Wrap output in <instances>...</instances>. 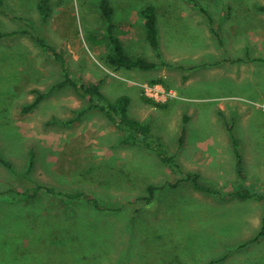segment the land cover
Instances as JSON below:
<instances>
[{
    "label": "rangeland",
    "instance_id": "rangeland-1",
    "mask_svg": "<svg viewBox=\"0 0 264 264\" xmlns=\"http://www.w3.org/2000/svg\"><path fill=\"white\" fill-rule=\"evenodd\" d=\"M99 2L50 0V17L41 23L38 0H3L0 32L29 34L0 40V160L9 165L0 162V264H264V235L253 240L264 197L231 195L242 187L264 194V12L258 9L264 0H194L204 12L188 0H108L116 35L122 41L126 33L138 37L141 48L151 49L138 27L147 5L156 14L210 13L206 25L221 62L243 57L247 46L252 61L245 70L237 68V82L219 73L187 90L194 100L190 115L178 83L162 79L161 68L131 76L107 64L109 48L94 41L104 36ZM243 13H252L250 22L240 18ZM170 33L191 39L182 26ZM32 36L63 55L73 79L101 81L109 101L134 85L140 95L129 116L149 127L153 148L120 144L123 132L99 112L84 114L74 125L56 122L76 117L87 99L69 86L50 90L63 79L62 69ZM125 42L129 51L138 48ZM154 80L172 91L164 108L143 100L144 85ZM36 91L48 94L23 113ZM190 120L196 125L186 137ZM228 126L246 162L243 180L235 172ZM184 141L189 157L179 153ZM157 145L180 171L198 175V185L214 192L181 181L180 173L161 162ZM216 162L220 167L212 176L207 169ZM37 185L59 194L42 191L28 199L26 192ZM149 185L157 187L151 198Z\"/></svg>",
    "mask_w": 264,
    "mask_h": 264
},
{
    "label": "trees",
    "instance_id": "trees-1",
    "mask_svg": "<svg viewBox=\"0 0 264 264\" xmlns=\"http://www.w3.org/2000/svg\"><path fill=\"white\" fill-rule=\"evenodd\" d=\"M193 4V6L198 7L201 11H205L203 8H200L194 0H188ZM50 0H38L36 9L38 11L39 19L41 23H46L48 18L51 14V8H50ZM3 0H0V11L1 13H5L3 10ZM258 9L262 12H264V6H258ZM99 10L101 14V18L103 21V39L101 41L94 40V37H92V40H94L98 44H104L107 48H109V53L107 54V64L114 68V69H123V70H139V71H150L156 67V63L150 60H147L142 57H133L126 53L122 41L118 38L116 35L114 24H113V9L110 6V3L108 0H100L99 2ZM144 19V27H145V38L147 43L149 44L150 48L156 52V54L159 56L158 53V32H157V25H156V17H155V9L152 5L145 6L140 13ZM31 28V24L29 25ZM19 34H29V32L25 29L20 31H11V32H0V40L5 37H10L14 35ZM38 43V45L42 48V50L50 56L54 61L58 62L60 64V67L62 69L63 79L59 81L58 83L54 84L50 90H53L55 88H63L65 86H69L74 93H76L78 96L82 98L87 99V104L83 106V108L78 112L77 116L66 120V121H57L58 123L62 125H74L80 122L83 115L88 112H99L103 114V116L107 119V121L113 125L116 129L123 132V135L119 139L120 144L122 145H136L139 143H142L147 148H153L152 139L149 133V127L138 121L137 119H134L129 116L128 113V106L130 104V98L127 95H120L113 101H109L107 97L102 93L100 90L101 87V81L96 82H88V81H78L73 79L70 76V73L68 71V68L66 66V59L63 57V55L56 51L54 48H52L43 38L41 37H34L32 36ZM157 82H161L160 80H154L151 81L150 84H155ZM36 97L27 106L22 108L23 113H28L32 111L48 94L42 93L36 91ZM144 102L147 104H150L157 108H164V103L155 102L149 98L144 97ZM228 132L230 133V139L231 144L233 147V153L235 156V172L239 179H244V173L242 169V160H241V154L238 150V141L237 138L233 135L231 132L230 126L227 127ZM150 140V141H149ZM158 156L161 160V162L165 163L169 169L172 170L174 173H180L182 175L181 181H190L191 185L196 190L205 191L208 193L214 192L211 189L203 188L198 185L197 177L198 175L195 174H189L183 171H180L179 165L175 162L173 156H167L165 152H162V146H158ZM32 155V153H31ZM4 165L9 167L7 163H5L4 160H0ZM30 165L32 164V160L30 159ZM157 189V187L153 185H149L146 187L147 193L150 195V198L153 196L154 191ZM45 192L51 195H57L58 192H55L52 188L37 185L34 186L32 189V193H29V191L26 192V196L28 199H35L37 198L41 193ZM25 195V193H22ZM261 193L257 192H251L248 188L242 187L240 190L234 191L231 195L236 196L237 198L241 200L250 199L253 197L260 196L263 198V195H260ZM79 196H83L84 199H86L88 202H91L96 208H100L98 206V202L92 198L89 195H86L85 193L79 192ZM147 200V199H146ZM264 235V214L261 218V227L258 232V234L255 236L253 240L258 239L259 237Z\"/></svg>",
    "mask_w": 264,
    "mask_h": 264
},
{
    "label": "crops",
    "instance_id": "crops-1",
    "mask_svg": "<svg viewBox=\"0 0 264 264\" xmlns=\"http://www.w3.org/2000/svg\"><path fill=\"white\" fill-rule=\"evenodd\" d=\"M221 17H226L227 13H218ZM239 14V13H238ZM244 16L240 18H246L247 22L251 17L252 13H243ZM254 14V13H253ZM157 15V16H156ZM229 15V14H228ZM230 16V15H229ZM237 16V15H236ZM156 17V25H157V32H158V53L159 56L156 54L155 51L152 49L148 50L146 47H138L136 45V37L133 35H129L126 33L125 40L122 41L123 47L126 53L133 57H142L147 60L153 61L156 63V67L151 71L155 70L157 67L161 68L160 76L167 82H177L176 90L180 92L181 99H187L188 103H185V111H188L187 114L190 115L194 112L193 107L190 108L189 102L194 101L190 96H187V90L194 86L195 82L203 81V76H205V80H208L209 77H214L217 74H225L228 77H232L234 81L237 82V68L243 70V66L250 63L252 61V57L247 52V46L242 47V51L244 52L243 57H239L235 55V59L233 62H221L220 60V50L218 45L213 41L212 29H208L206 25V21L211 17L210 13H155ZM160 19V23H158V18ZM141 23L138 27H140V32L142 33V29L144 27V19H141ZM175 26H182L183 32L191 33L189 37L190 40L180 39L172 33H170V28ZM211 32V33H210ZM140 36H143L141 35ZM128 41L130 45H136L134 51H130L126 47V42ZM229 49V48H228ZM230 50V49H229ZM236 51V49H233ZM239 64H237V62ZM238 66V67H237ZM245 70V69H244ZM121 72H129L131 76L134 73H140V71L136 70H123L120 69ZM144 72V71H141ZM249 81H252L250 79ZM206 85H208V81H205ZM125 95L129 96L130 104L128 106V113L130 106L135 104V99L137 96L140 95V91L134 87V85H126ZM101 91L102 88H100ZM103 93V92H102ZM104 94V93H103ZM123 94V95H124ZM186 94V95H185ZM185 102V100H182ZM177 104V102L173 103V105ZM184 103H182L183 106ZM144 105V103H143ZM138 121V118H135ZM187 119V118H186ZM142 123V122H141ZM191 124L196 125L193 121H188L187 126L185 127L186 130V137H189V129ZM192 125V127H194ZM188 142V141H187ZM187 142L184 141L180 148V155L189 157L192 153H189V149H187ZM215 143V142H214ZM197 145H201L200 142L196 143ZM214 146L213 143L210 144ZM215 145H219L215 143ZM232 145V144H231ZM242 159V166H245V161L243 157ZM262 163L261 161H259ZM220 165L219 162H216L213 166V169H207L212 176H214L217 169H219ZM189 173V172H188Z\"/></svg>",
    "mask_w": 264,
    "mask_h": 264
},
{
    "label": "built area",
    "instance_id": "built-area-1",
    "mask_svg": "<svg viewBox=\"0 0 264 264\" xmlns=\"http://www.w3.org/2000/svg\"><path fill=\"white\" fill-rule=\"evenodd\" d=\"M144 95L147 96V98L159 103H164L169 97L173 96L172 91H168L158 84L144 85Z\"/></svg>",
    "mask_w": 264,
    "mask_h": 264
}]
</instances>
